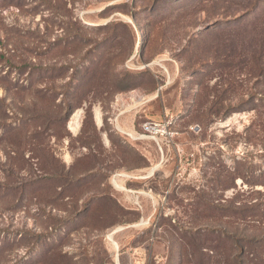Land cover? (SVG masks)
Segmentation results:
<instances>
[{"label":"rangeland","instance_id":"1","mask_svg":"<svg viewBox=\"0 0 264 264\" xmlns=\"http://www.w3.org/2000/svg\"><path fill=\"white\" fill-rule=\"evenodd\" d=\"M0 264H264V0H0Z\"/></svg>","mask_w":264,"mask_h":264},{"label":"crops","instance_id":"2","mask_svg":"<svg viewBox=\"0 0 264 264\" xmlns=\"http://www.w3.org/2000/svg\"><path fill=\"white\" fill-rule=\"evenodd\" d=\"M123 98H124V94L121 93V94L117 95V98H115L117 101H115V103H120V102H118V101H122ZM74 112H75V111H73V113L70 115L69 119H70L71 116L74 114ZM122 113H123V111L120 112V114H116L115 117H114V119H112V117L108 118V119H109L108 121H110V120H111V121L114 120L115 123H116V127H117L119 130H121V131H123V132L129 134V131H128V130H131V129H132V128H131V124L128 123V121L123 120V119L121 118ZM69 119H68V121H67V127H68L67 129L69 130L71 136L76 137V136L79 134V132H80V130H81V127H82V124H81V122H80V119H81V118L79 117V125H78V127H77V129H76L75 132L72 131V130L69 128V126H68ZM92 119H93V127H94L95 131H96L97 133H99V135H100V140H101V142H102V145H103L104 147H106V148L109 147V146H108V145H109V140H110V139H109V136H108V132H109V131H107V130L104 129V125H105L104 114H103L102 109H101L100 106H98V107H93ZM111 121H110V122H111ZM111 123H113V122H111ZM121 175H123V173H121Z\"/></svg>","mask_w":264,"mask_h":264},{"label":"built area","instance_id":"3","mask_svg":"<svg viewBox=\"0 0 264 264\" xmlns=\"http://www.w3.org/2000/svg\"><path fill=\"white\" fill-rule=\"evenodd\" d=\"M170 123V121L162 123L154 121H145L141 124L140 135L155 140L158 146L160 147L158 138L164 137L170 141L174 135V131L170 129Z\"/></svg>","mask_w":264,"mask_h":264},{"label":"bare ground","instance_id":"4","mask_svg":"<svg viewBox=\"0 0 264 264\" xmlns=\"http://www.w3.org/2000/svg\"><path fill=\"white\" fill-rule=\"evenodd\" d=\"M79 111L76 110L75 113L71 116L68 122V126L72 131H76L78 125H79Z\"/></svg>","mask_w":264,"mask_h":264},{"label":"trees","instance_id":"5","mask_svg":"<svg viewBox=\"0 0 264 264\" xmlns=\"http://www.w3.org/2000/svg\"><path fill=\"white\" fill-rule=\"evenodd\" d=\"M122 88V87H121ZM120 88V90L122 91V90H125V89H121ZM127 88V87H126ZM127 89H129V87L127 88ZM72 109H69L67 112H66V114L64 115V121L65 122H67L68 121V119H69V117H70V115L72 114ZM108 136H109V133H108ZM225 216V215H224ZM226 234V233H225Z\"/></svg>","mask_w":264,"mask_h":264}]
</instances>
